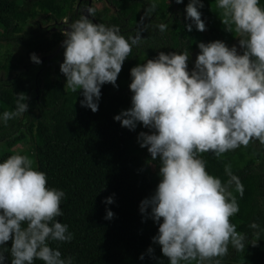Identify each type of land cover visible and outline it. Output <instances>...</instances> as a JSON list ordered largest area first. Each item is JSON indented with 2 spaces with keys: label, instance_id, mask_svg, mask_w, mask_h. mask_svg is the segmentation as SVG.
I'll use <instances>...</instances> for the list:
<instances>
[{
  "label": "clouds",
  "instance_id": "clouds-1",
  "mask_svg": "<svg viewBox=\"0 0 264 264\" xmlns=\"http://www.w3.org/2000/svg\"><path fill=\"white\" fill-rule=\"evenodd\" d=\"M215 3L224 29L237 34L240 51L220 40L200 42L191 71L188 50L159 52L130 69V108L113 117L130 131L138 124L149 130L140 132L137 142L152 161H159V182L140 201L139 212L158 225L152 243L159 245L168 264H220L217 258L228 254L229 244L236 251L246 247L245 235L230 223L239 205L229 187L242 197L243 185L230 165L224 167L226 182L209 174L202 156L220 158L251 141L264 144V7L260 0ZM202 7L201 0L187 3V31L193 26L206 30ZM68 27L59 71L70 91L79 90L81 107L95 113L101 86L117 87L118 74L138 38H125L116 26L93 23L88 15ZM159 27L167 29L166 24ZM30 61L41 62L34 53ZM25 101L24 94L16 95L15 110L4 111L0 121L7 124L24 115ZM47 184L46 174L33 168L26 155L13 154L0 162V264H5V253L10 264H73L72 257L62 258L58 247H51L52 242H70L73 233L57 221L65 192ZM102 202L112 204L113 197ZM113 215L106 208L104 219ZM249 228L256 239L248 245L255 246L264 228L255 221ZM9 241L10 248L4 247ZM147 253L151 256L153 248Z\"/></svg>",
  "mask_w": 264,
  "mask_h": 264
},
{
  "label": "trees",
  "instance_id": "trees-1",
  "mask_svg": "<svg viewBox=\"0 0 264 264\" xmlns=\"http://www.w3.org/2000/svg\"><path fill=\"white\" fill-rule=\"evenodd\" d=\"M80 2L0 0V43L27 47L29 56L53 55L38 65L23 63L19 67L9 56L0 63V114L15 110L18 94L26 96L28 105L24 115L7 124L0 121V162L13 154L26 155L33 168L46 174L48 187L65 192L63 215L57 221L68 225L73 239L51 243V247H58L62 258L72 257L73 264H168L159 245L152 243L158 225L139 212L140 201L149 197L157 185L151 182L145 164H151L158 173L160 163L152 161L147 149L140 148L137 142L138 134L147 129L138 124L130 131L113 117L130 108L128 85L132 67L154 59L159 52H199L196 45L205 43L207 37L194 26L190 32L184 27L191 23L185 20L184 13L189 0L180 4L175 0H153L147 1L148 5L141 0H127L128 6L140 8L148 15L153 13L154 18L141 25L138 15H128L131 8L121 6L118 0H108L119 10L112 20L114 25L125 24L122 19L131 21L134 28L130 34L137 36L138 43L122 65L117 87L101 86L98 110L93 113L81 107L83 97L79 90L70 91L59 71L64 48L57 53L56 49L65 39L61 29L47 35V28H39L46 23L60 25L64 20L70 25L83 15L77 10ZM201 3L199 11L207 24L208 38L223 41L228 47L232 45L237 34L224 29L215 0ZM260 6L264 7V0H260ZM154 21L166 24L167 29L161 31L157 26L155 30ZM96 23L102 24L99 20ZM118 29L120 35L131 38L129 33L121 32L120 26ZM188 68H192L189 62ZM21 144L24 149L14 151ZM202 158L206 171L222 183L228 180L224 167L230 165L244 188L242 197L234 186L229 191L239 205V212L230 217V223L245 235V250L236 251L229 244L228 254L217 259L220 264H264V231L255 246L248 245L256 239L249 224L255 221L264 228V144L251 141L247 147L226 152L220 158L211 153L203 154ZM109 196L113 197V203L106 205L102 201ZM106 208L114 214L110 220L104 219ZM10 246L11 241L4 245ZM149 247L153 248L151 256L147 253ZM141 255L143 260L138 259ZM5 256V264H10V254ZM34 264L43 262L35 260Z\"/></svg>",
  "mask_w": 264,
  "mask_h": 264
},
{
  "label": "rangeland",
  "instance_id": "rangeland-1",
  "mask_svg": "<svg viewBox=\"0 0 264 264\" xmlns=\"http://www.w3.org/2000/svg\"><path fill=\"white\" fill-rule=\"evenodd\" d=\"M145 1H149L148 3H150V1H153V0H145ZM91 9H96L97 16L99 15L100 18L109 19V18L113 17V9L111 7L106 6L104 4L103 0H91ZM127 11L129 13L128 15H139V13L141 12L140 9L136 8V7H133ZM123 12H125V11H123ZM147 16H148V13H146V15L142 14V19L146 18ZM205 26H206V30L203 31V34L207 37V40L205 43L214 41V40L208 38L207 24H205ZM49 27H51V28H50V31H48V34L52 31H56L57 28H61L62 33H64L65 31H68L67 25L65 23H63V25H59L58 23H50V24H46L45 26H40L39 28L40 29H46ZM33 28H34V26H33ZM0 32H2V29H0ZM62 49H63V47H62ZM237 50H238V52L240 51L239 46L237 47ZM197 54H198V52H195V53L192 52V54H190V56H189V59H190L192 65H194V61H195ZM8 56L12 58L13 64L14 65L17 64L19 67H21V65L23 63L32 64V62L30 61V56L28 54L27 47L15 46L12 43H5V42L0 43V63H3L4 60L6 59V57H8ZM37 57L40 59L41 62H45V61H47V59L51 58L52 56L51 57L37 56ZM148 131L149 130L147 129V132ZM16 148L17 149H14V151L22 150V149H24V144H21ZM1 149L2 148H0V150ZM145 169L147 170V173L150 177L151 182L153 184H157V182L159 181L158 175H157V172L155 171V169L152 167V165L149 163H146Z\"/></svg>",
  "mask_w": 264,
  "mask_h": 264
},
{
  "label": "flooded vegetation",
  "instance_id": "flooded-vegetation-1",
  "mask_svg": "<svg viewBox=\"0 0 264 264\" xmlns=\"http://www.w3.org/2000/svg\"><path fill=\"white\" fill-rule=\"evenodd\" d=\"M119 1V4L121 5V6H124V7H129V8H133L134 6H128V3H127V0H118ZM141 1H144L146 4H147V1H145V0H141ZM103 2H104V4L106 5V6H108V7H111L112 9H113V17H111V18H109V19H103V18H100L99 17V15L97 16V13H96V9H91V0H81V2L80 3H82L83 5H85V7L86 8H88L89 9V15H90V17H89V19L90 20H92V22L93 23H96V20H99L102 24H104L105 26H116L117 28L120 26V28H122L121 30V32H124L125 34H130L132 31H133V25L132 26H130V22L131 21H126L125 19H122L124 22H125V24L123 25L122 23L120 24V25H114V23L112 22V20L113 19H115V18H117V16H118V13H119V10L112 4V3H110V2H108V0H103ZM80 3L77 5V10H80V14H83L84 13V9H83V7H80ZM117 3V2H116ZM81 4V5H82ZM148 5V4H147ZM85 8V9H86ZM140 9V8H139ZM140 13H139V15H138V25H141V24H143V23H145V22H147L149 19H150V17H151V19H153L154 18V15H153V13L152 14H150V15H148L146 18H143L142 19V14L143 15H146V13L145 12H142V10L140 9ZM92 13L93 14H95L94 16H92ZM99 14V13H98ZM130 16V15H129ZM92 17V18H91ZM95 19H94V18ZM94 19V20H93ZM63 22H65L66 23V25H67V29L68 30H70L69 29V27H68V22L66 21V20H64ZM46 24H50V23H46ZM206 24V23H205ZM126 25H128V26H126ZM161 24H158V21H154V29L155 30H157V26H160ZM46 30H48V31H50V28H47ZM120 31V30H119ZM54 32H58V30L57 31H52V32H50L49 34L47 33V35H50L51 33H54ZM62 35H63V33H62ZM64 36V35H63ZM130 36H131V38H137V36L135 37V35H133V34H130ZM236 46V47H238L239 46V44H238V36H237V39L232 43V45H230L229 47H232V46ZM60 52H63V51H60ZM195 53V52H194ZM189 54H192V52L190 53L189 52ZM190 64H191V67L193 68V65H192V63H191V61H190V59H189V61H188ZM192 68L191 69H189V71H191L192 70Z\"/></svg>",
  "mask_w": 264,
  "mask_h": 264
},
{
  "label": "water",
  "instance_id": "water-1",
  "mask_svg": "<svg viewBox=\"0 0 264 264\" xmlns=\"http://www.w3.org/2000/svg\"><path fill=\"white\" fill-rule=\"evenodd\" d=\"M83 15H85V16H87L88 15V18L90 17V15H89V9L88 8H86L85 10H84V13H83ZM63 23H65V22H61L60 23V25H63ZM66 24V23H65ZM61 29V28H60ZM63 29V28H62ZM64 30V29H63ZM68 30V29H67ZM62 49V43L59 45V47L56 49V53L57 52H59L60 50ZM56 53H54V54H56ZM51 56H53V55H50V56H43V57H51Z\"/></svg>",
  "mask_w": 264,
  "mask_h": 264
}]
</instances>
